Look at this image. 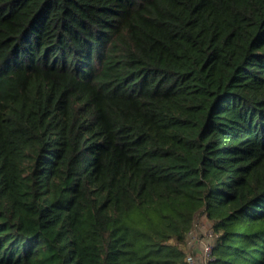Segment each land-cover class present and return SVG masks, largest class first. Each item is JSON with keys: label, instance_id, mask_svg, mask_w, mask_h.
<instances>
[{"label": "trees", "instance_id": "trees-1", "mask_svg": "<svg viewBox=\"0 0 264 264\" xmlns=\"http://www.w3.org/2000/svg\"><path fill=\"white\" fill-rule=\"evenodd\" d=\"M264 264V0H0V264Z\"/></svg>", "mask_w": 264, "mask_h": 264}, {"label": "rangeland", "instance_id": "rangeland-1", "mask_svg": "<svg viewBox=\"0 0 264 264\" xmlns=\"http://www.w3.org/2000/svg\"><path fill=\"white\" fill-rule=\"evenodd\" d=\"M211 226V223L203 215L197 216L195 227L188 235L186 243L182 247L186 253V257L191 256L194 259V264H204L200 252L202 244L209 239L208 235L210 232H213Z\"/></svg>", "mask_w": 264, "mask_h": 264}, {"label": "built area", "instance_id": "built-area-1", "mask_svg": "<svg viewBox=\"0 0 264 264\" xmlns=\"http://www.w3.org/2000/svg\"><path fill=\"white\" fill-rule=\"evenodd\" d=\"M208 238L209 239L202 244V248H201V252H200L201 259H202L204 264H207L208 262H211L213 260L212 253H213L216 235H214L213 232H210V234L208 235ZM186 261L189 264H194V262H195L191 256H187Z\"/></svg>", "mask_w": 264, "mask_h": 264}]
</instances>
